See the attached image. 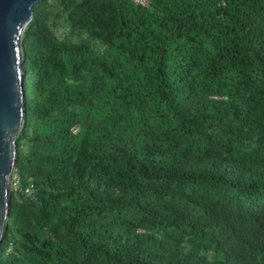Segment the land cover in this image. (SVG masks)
I'll use <instances>...</instances> for the list:
<instances>
[{
	"label": "trees",
	"instance_id": "obj_1",
	"mask_svg": "<svg viewBox=\"0 0 264 264\" xmlns=\"http://www.w3.org/2000/svg\"><path fill=\"white\" fill-rule=\"evenodd\" d=\"M20 46L0 264H255L264 0H39Z\"/></svg>",
	"mask_w": 264,
	"mask_h": 264
},
{
	"label": "water",
	"instance_id": "obj_2",
	"mask_svg": "<svg viewBox=\"0 0 264 264\" xmlns=\"http://www.w3.org/2000/svg\"><path fill=\"white\" fill-rule=\"evenodd\" d=\"M39 0H0V243L9 215L16 136L25 123L21 37Z\"/></svg>",
	"mask_w": 264,
	"mask_h": 264
},
{
	"label": "clouds",
	"instance_id": "obj_3",
	"mask_svg": "<svg viewBox=\"0 0 264 264\" xmlns=\"http://www.w3.org/2000/svg\"><path fill=\"white\" fill-rule=\"evenodd\" d=\"M257 224L260 225V222H257ZM258 230H259L258 228H255L256 232ZM252 234H254L257 240L264 238L260 233L252 232ZM217 240L219 241V244H220L219 235L214 234L213 241H217ZM216 251H217V247H214L209 241V243L205 247L201 248V255L198 258L199 259L201 258L203 262H208L206 264H225L226 262H228V261L219 260L218 255H216ZM223 254H225V252H222L221 256H223ZM252 262H254L255 264H264V250L262 252V255L254 259Z\"/></svg>",
	"mask_w": 264,
	"mask_h": 264
},
{
	"label": "built area",
	"instance_id": "obj_4",
	"mask_svg": "<svg viewBox=\"0 0 264 264\" xmlns=\"http://www.w3.org/2000/svg\"><path fill=\"white\" fill-rule=\"evenodd\" d=\"M130 2H132L134 5H139V6H147L148 0H129Z\"/></svg>",
	"mask_w": 264,
	"mask_h": 264
},
{
	"label": "rangeland",
	"instance_id": "obj_5",
	"mask_svg": "<svg viewBox=\"0 0 264 264\" xmlns=\"http://www.w3.org/2000/svg\"><path fill=\"white\" fill-rule=\"evenodd\" d=\"M148 3H149V0H148ZM57 29H58V30H57V33H58V34H62V32H61V31H62V28H59V27H58ZM13 186H14V184L12 183V187H13ZM10 187H11V185H10V183H9V188H10Z\"/></svg>",
	"mask_w": 264,
	"mask_h": 264
}]
</instances>
